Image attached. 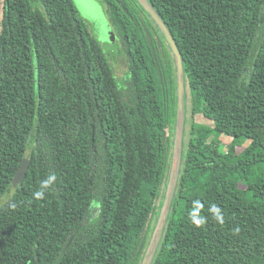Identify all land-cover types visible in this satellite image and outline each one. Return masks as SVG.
I'll list each match as a JSON object with an SVG mask.
<instances>
[{"label": "trees", "instance_id": "trees-1", "mask_svg": "<svg viewBox=\"0 0 264 264\" xmlns=\"http://www.w3.org/2000/svg\"><path fill=\"white\" fill-rule=\"evenodd\" d=\"M101 1L123 41L122 81L72 0H0V264H142L150 245L173 157L176 61L138 0ZM148 1L183 57L185 121L192 104L151 264H264V177L253 175L264 160V0Z\"/></svg>", "mask_w": 264, "mask_h": 264}, {"label": "rangeland", "instance_id": "rangeland-1", "mask_svg": "<svg viewBox=\"0 0 264 264\" xmlns=\"http://www.w3.org/2000/svg\"><path fill=\"white\" fill-rule=\"evenodd\" d=\"M80 18L85 22V24L88 26L90 32L98 39V41L101 43L104 52L109 57L114 73L117 76V79L122 81L125 77L126 72L128 71V65L126 56H124V48H123V41L118 36V33L116 32V29L114 28L106 5L101 0H72ZM119 85L121 87H124L122 82ZM186 91V89H185ZM189 99L191 100V96H189ZM185 104V103H184ZM191 106L189 103V113L188 118L185 121L184 126V138H183V147L184 143L188 142L190 137V130H191V121H192V112H191ZM197 119L200 121L201 119L197 117ZM197 121V120H196ZM206 122H203L205 124ZM208 124V123H206ZM177 140V125L175 127V134H174V149L172 154V163L173 158L175 155V144ZM229 141V140H228ZM225 141L228 145L229 142ZM248 142V141H247ZM246 142V143H247ZM250 142L246 144L244 147H248ZM238 152H241L242 149L238 148ZM226 151V149H225ZM172 163H171V169L169 172V178L172 171ZM174 164V163H173ZM254 172L253 175L256 176H263L264 177V160L262 162H259L258 164L253 165ZM240 190L245 191L246 188L243 187V185H240ZM251 194L246 193L247 197H250ZM7 195L4 196L0 200V205L3 203V201H6ZM162 210H160V213L155 217V220L153 221V224L151 227L153 228V233L151 235V241L154 236L156 228L159 227L160 221H161V215Z\"/></svg>", "mask_w": 264, "mask_h": 264}, {"label": "water", "instance_id": "water-1", "mask_svg": "<svg viewBox=\"0 0 264 264\" xmlns=\"http://www.w3.org/2000/svg\"><path fill=\"white\" fill-rule=\"evenodd\" d=\"M146 11L151 15L154 19L156 24L159 26L160 30L162 31L166 41L168 42L172 53L175 57L176 66H177V75H178V116H177V140L175 144V155L173 158L172 163V171L169 178L168 187L166 190V198L164 201V205L162 210V216L160 225L156 228L152 241L145 253V257L143 259L142 264H151L154 258V255L157 251V248L160 244L161 237L164 233V229L167 224V219L169 216L170 208L176 193L177 183L181 171V164H182V155H183V138H184V125H185V72H184V63L183 57L179 51V48L169 31L166 24L157 14L155 9L151 6L148 0H138ZM30 165V160L28 157H25L21 167L19 168L18 172L16 173L15 178L13 179V185L16 187L20 183H22L24 177L26 176ZM160 213V212H159Z\"/></svg>", "mask_w": 264, "mask_h": 264}, {"label": "clouds", "instance_id": "clouds-1", "mask_svg": "<svg viewBox=\"0 0 264 264\" xmlns=\"http://www.w3.org/2000/svg\"><path fill=\"white\" fill-rule=\"evenodd\" d=\"M55 181H56V176L54 174H50L45 179L40 181L38 190H36L33 193L34 198L37 200L43 199L47 191L52 188ZM194 203L196 210L190 213V218L197 226H201L202 224L205 223V218L204 217L197 218V216L199 214V210L202 209L203 205L199 201H195ZM210 211L214 214V219L222 225L224 223V217L220 209L216 205H212Z\"/></svg>", "mask_w": 264, "mask_h": 264}]
</instances>
